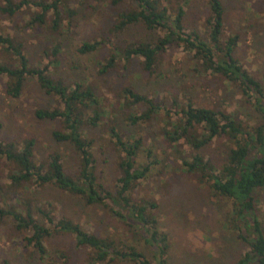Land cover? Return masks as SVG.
Masks as SVG:
<instances>
[{"label":"rangeland","instance_id":"rangeland-1","mask_svg":"<svg viewBox=\"0 0 264 264\" xmlns=\"http://www.w3.org/2000/svg\"><path fill=\"white\" fill-rule=\"evenodd\" d=\"M18 2L20 0H12ZM49 1V0H46ZM168 8L172 18L179 8L185 12L184 31L197 33L207 38L206 21L210 16L209 0H159ZM224 7V39L238 36L235 56L244 68L264 86V0H221ZM5 0H0V8ZM65 5L73 15L64 13L62 25L57 32L50 26H28L27 22L36 13L35 7L25 8L14 17H7L0 11V36L10 37L24 45V51L31 66H48L54 79L68 86L82 82L95 88L102 97V105L111 114L103 118L100 126L86 128L94 139L93 154L99 181L115 192L120 178L122 153L115 144L110 130L117 125L125 140L141 138L145 147H153L159 164H155L147 179L141 180L131 192L134 202L151 200L158 207L153 210L158 220L160 232L169 240L168 264H234L235 260L247 251L237 238L228 222L227 213L231 202L212 195L206 184L182 173L180 162L175 161L171 148L163 140L159 131L163 126L158 119L146 123L131 124L129 116H140L146 106L127 102L123 89L132 87L137 93L146 95L167 108L174 99L181 103L189 99L198 107L226 110L235 113L243 121L253 125L259 120L255 108L243 99L240 90L219 76L200 73L198 61L184 48L172 47L160 57L156 71L150 75L143 70L142 60L126 61L120 58L109 73L99 74L98 62L106 61L117 49L135 42H155L164 31H149L145 26L134 25L124 31L115 30L118 14L130 8L129 2L114 7L110 0H67ZM53 16H48L49 21ZM101 42L102 48L81 54L78 49L83 42ZM61 46L57 57L51 53L56 45ZM0 44V62H11ZM59 60L58 64H51ZM8 78L0 75V121L3 128L0 141L4 144L17 143L21 147L26 140L35 141V160L45 164L54 153H60L68 174L75 175L79 166V155L72 145L57 142L53 132L62 129L60 122L39 121L34 113L37 109L61 107L58 97L45 94L36 80L26 82L19 98L6 92ZM188 150V147H183ZM224 151L223 141L214 142L204 148L207 159L218 160ZM154 161V159L152 158ZM142 156L138 165L150 162ZM12 167V166H11ZM10 165L0 160V207L16 205L23 197L31 200L36 219H43L36 207L43 206L52 211L56 220L68 218L79 224L84 231L101 238H111L118 242L136 246L151 258L154 251L141 237H133L126 225L105 206H87L82 200L55 186L32 184L26 189L10 187ZM264 223V192L258 206ZM143 232H141L142 234ZM30 232L15 229L11 219L0 220V261L9 264H87L90 251L79 248L71 235H56L48 238L46 245L49 259L42 261L39 254L28 246L25 238ZM153 263H157L152 259ZM99 264H130L106 261Z\"/></svg>","mask_w":264,"mask_h":264},{"label":"trees","instance_id":"trees-1","mask_svg":"<svg viewBox=\"0 0 264 264\" xmlns=\"http://www.w3.org/2000/svg\"><path fill=\"white\" fill-rule=\"evenodd\" d=\"M66 1L5 0L0 11L7 17H14L25 8L35 7L37 11L27 22L28 26L35 28L48 25L57 32L65 17L63 12L73 15L72 10L65 5ZM127 2L130 8L119 12L115 30L121 32L130 26L141 24L149 31L162 30L165 34L155 42H135L117 49L118 53L112 55L106 63L98 62L100 75L109 73L122 57L126 61L140 58L143 70L152 75L156 71L159 57L167 49L184 48L198 61L200 73L219 76L235 85L243 99L258 113L259 120L251 125L235 113L198 107L189 99L181 103L176 98L172 107L167 108L155 99L137 93L132 87L123 89L127 102L146 106L140 116H129V122L148 123L165 112L160 119L163 120V126L159 131L172 149L175 161L180 162L182 173L196 178L200 184H206L217 198L231 202L226 215L228 222L247 248L234 264H264V223L258 208L264 192V86L235 56L238 36L224 39L225 20L221 0H209L210 16L206 21L208 37L205 39L197 33L184 31L185 12L182 8L172 18L168 8L159 0H110L114 7ZM50 14L53 16L51 21L48 19ZM0 44L13 58L10 63L0 62V75L8 78L7 94L19 98L30 78L37 81L45 94L58 97L61 107L37 109L34 115L39 121L60 122L63 128L53 132L54 139L72 145L80 159L77 173L71 175L66 172L60 153L52 154L45 164H38L35 160L34 140H26L21 147L17 143L4 144L0 141V160L12 166L9 173L10 187L17 191L32 184L52 185L80 198L87 206L102 205L110 208L133 237H141L151 247L154 255L149 258L136 246L124 241L89 234L68 218L56 220L51 210L40 205L36 210L43 222L37 220L31 200L23 197L16 205L0 207V220L11 219L17 231L30 232L31 235L24 240L39 254L42 261L49 259L46 245L48 238L71 235L75 238L77 247L90 251L87 264L106 261L168 264V236L160 232L158 220L153 213L158 207L157 203L151 200L137 203L131 196L141 180L148 178L153 166L160 163L153 147L146 148L143 137L125 140L117 125H113L110 133L122 153L118 164L121 175L115 192L105 187L97 175L93 154L94 139L86 130L100 126L103 118L111 114L102 105V97L91 85L77 82L68 86L63 81L54 79L48 66H31L24 45L14 39L0 36ZM102 46L98 41L83 42L78 51L89 54ZM60 51L61 46L58 44L47 54L57 57ZM58 62L56 60L51 64ZM2 128L0 121V133ZM220 141H223L224 147L221 158L207 159L202 150ZM144 154L151 161L139 166L138 159ZM0 196L3 197L1 185ZM152 259L157 263H153ZM0 264L9 263L0 261Z\"/></svg>","mask_w":264,"mask_h":264}]
</instances>
